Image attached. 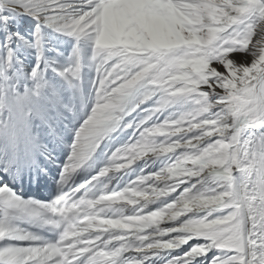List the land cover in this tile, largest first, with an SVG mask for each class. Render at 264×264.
I'll return each instance as SVG.
<instances>
[{
  "label": "snow or ice",
  "instance_id": "obj_1",
  "mask_svg": "<svg viewBox=\"0 0 264 264\" xmlns=\"http://www.w3.org/2000/svg\"><path fill=\"white\" fill-rule=\"evenodd\" d=\"M0 264H264V0H0Z\"/></svg>",
  "mask_w": 264,
  "mask_h": 264
}]
</instances>
